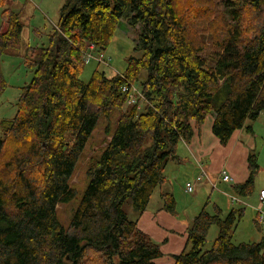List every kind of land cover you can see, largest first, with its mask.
Returning a JSON list of instances; mask_svg holds the SVG:
<instances>
[{"label": "trees", "instance_id": "obj_1", "mask_svg": "<svg viewBox=\"0 0 264 264\" xmlns=\"http://www.w3.org/2000/svg\"><path fill=\"white\" fill-rule=\"evenodd\" d=\"M190 1L204 6L186 11L191 21L181 0H65L48 45L30 47L31 79L14 116L0 122V264H155L161 257L159 245L128 219L125 202L137 214L145 211L194 123L212 116L210 131L226 145L237 131L250 133L248 123L264 111V0H224V13L219 0ZM19 18L8 14L0 34V96L6 88L1 59L9 49L20 51ZM121 20L140 28L135 56L122 74L107 78L95 70L82 82V56L106 50ZM129 83L144 102L120 114L126 107L120 89ZM111 111L121 116L106 128L111 138L86 170V189L65 228L56 207L75 199L76 162ZM255 168L249 155L248 180L230 186L234 196L252 195ZM160 198L173 213V195ZM233 205L223 215L208 198L189 227L190 248L173 264H264V236L232 243L245 211ZM212 226L216 237L202 251Z\"/></svg>", "mask_w": 264, "mask_h": 264}, {"label": "rangeland", "instance_id": "obj_2", "mask_svg": "<svg viewBox=\"0 0 264 264\" xmlns=\"http://www.w3.org/2000/svg\"><path fill=\"white\" fill-rule=\"evenodd\" d=\"M64 1L65 0H0V34L5 33L8 29L6 18L11 12L17 14L18 17L20 16L19 19L23 26L20 51L9 49L4 53L1 59V70L6 81V88L0 96V122L14 116L17 99L22 94L24 87L28 84L32 76V70L28 69L25 64L27 57L31 54L30 47H45L48 45L49 36L56 32L55 28L57 26L58 11ZM190 2V0H181L180 8L183 13L188 15L186 11L189 8H198L200 12L204 9V6L200 3H192L191 6H189ZM219 2L221 4L219 8L224 13L226 10L224 0H219ZM197 5H201V7ZM211 6L214 7V4ZM189 20L191 21L190 17ZM139 34L140 28L138 26L134 28L130 27L126 21L121 20L106 50L100 51L99 53L97 52L96 56L89 55L87 50V53H85L87 55H85V57L82 56L83 68L79 80L86 83L95 70L104 72L107 78L122 74L126 68L127 60L131 56H135L133 50ZM200 39L206 46L210 45V36L208 34L200 35ZM88 55L90 58H88ZM136 56L140 57V54ZM128 110V107H124L120 114L124 112L128 113ZM120 114L117 111H111L109 113V120L102 117L99 119L78 162H76L77 164L70 180V186L72 189H75L76 197L70 203L61 204L56 207L57 219L65 228L68 227L69 221L78 204L77 202H79L86 189L88 183L86 170L91 163L99 158L102 150L111 138L110 134H106V128L110 126L112 129L120 118ZM212 119V116H208L207 118L205 117L204 122L201 124L194 123V131H205L206 126L204 123L206 122L209 125ZM248 125L251 126L250 134L248 132H243V136L237 142V147L242 149L243 154L242 157L239 155L240 163H238L236 170L244 172L246 175L245 181L248 180V158L249 155L253 156L256 165L253 179L254 192L252 195L248 196V198L244 199L248 204L246 203L247 205L245 206L243 218L233 229L231 235V241L234 245L240 243H258L264 236V204L262 205L263 216L261 214L258 215V212L253 209L260 203L258 200L259 192L264 191V111L258 116L257 120L248 123ZM210 130L211 127L208 130L211 133ZM252 134L255 136H252ZM1 136L2 130L0 126V137ZM246 137L250 138L247 140ZM181 142L184 145L190 144V140H182ZM181 142L177 145L176 157L167 161L164 171L162 172L165 181L161 186L167 193L175 197L173 198L175 201V216L184 218L189 214L190 209L192 210L191 216L194 217L204 207L208 198L211 200V203H213V201H217V197L219 196L222 200L217 202V204L222 208L223 215H225L232 206L229 199L224 197L226 196L225 193L227 188L223 190L220 189L219 186L226 187L228 184L232 185L234 181L232 176L228 173L225 165H223L217 171L215 178L210 177L206 171L205 164L200 163L198 165L199 174L189 181L191 183L187 184H190L191 187L189 191L186 188L187 185L185 187V184L190 179L191 173L187 167V160L183 156L185 152ZM229 143L230 141L226 145H220V147H234L236 145L235 142V144ZM221 173L227 174L231 182L229 183L224 180L218 182L219 177L222 175ZM204 178L206 180H212H208L212 182V185H210L211 190L200 186L205 182L203 181ZM213 185L216 188L214 187L213 189ZM158 188L159 187L155 188L150 198L151 202L150 204L148 203L151 210L155 208V203L159 199ZM161 193L162 192H160V194ZM207 210L209 211V208H207ZM123 211L126 213L128 219L134 222H136V218L140 215L132 210L131 202L128 200L123 205ZM257 217L258 220L259 218L262 219L258 222ZM216 234L217 228L212 226L207 234L206 244L202 251H206L210 248ZM189 248L190 245L188 244L185 251H188Z\"/></svg>", "mask_w": 264, "mask_h": 264}, {"label": "crops", "instance_id": "obj_3", "mask_svg": "<svg viewBox=\"0 0 264 264\" xmlns=\"http://www.w3.org/2000/svg\"><path fill=\"white\" fill-rule=\"evenodd\" d=\"M213 120V119H212ZM212 120L208 125L206 122L204 123L206 126V130L201 132L194 131L190 139L189 145H184L182 142L184 149V158L187 160V167L191 173V177L188 182L185 184V187L188 183H191V179H194L195 176L199 174V164L204 163L206 167V171L208 172L210 177L216 176L217 171L221 166L225 165L228 173L233 178V184H242L245 182L246 175L242 171H237L236 167L238 163H240V157H242L243 151L238 148L237 142L243 136V132H246L244 129L237 131L233 138L230 140V143H236L234 147H220V144L215 139V137L208 130L211 127ZM250 134V133H249ZM252 136H255L252 134ZM250 137H246L248 140ZM229 143V144H230ZM234 143V144H235ZM242 161V158H241ZM206 177V175H205ZM213 178V181H214ZM209 181H212L208 179ZM205 178L202 183L205 188L210 189V185L212 182H209ZM232 184V185H233ZM230 184L226 185V187L219 186L220 189L225 190L226 193L224 197H227L230 201V197H238L234 196L229 191ZM160 192L167 193L163 187L158 188L159 199L155 203V208L153 210L150 209L149 204L147 209L142 214L138 215L136 218L137 225L141 231L149 235L151 240L159 245L160 253L162 254L160 258L155 260V264H173L174 256L179 255L187 249L188 243V229L191 225L192 219L195 217L191 216L192 210L189 209V214H187L184 218H179L175 216V212L169 213L163 209L162 200L160 198ZM217 193V191H216ZM170 194V193H169ZM218 194V193H217ZM175 198V197H174ZM239 200L245 203V206L248 204L244 199L238 197ZM222 199L217 197V201H213V203L220 202ZM231 202V201H230ZM247 203V204H246ZM234 203H231V206ZM242 206V205H241ZM244 206V207H245ZM258 205L253 208L258 212ZM260 209V213H262V206ZM264 223V222H263Z\"/></svg>", "mask_w": 264, "mask_h": 264}, {"label": "built area", "instance_id": "obj_4", "mask_svg": "<svg viewBox=\"0 0 264 264\" xmlns=\"http://www.w3.org/2000/svg\"><path fill=\"white\" fill-rule=\"evenodd\" d=\"M92 50L93 49H91V51ZM85 55H87V54H84L83 56L85 57ZM89 55H95L96 56L95 53H92L90 51H89ZM88 58H90V56ZM120 90H121L122 94L125 96V106L126 107L133 106V105H136L138 103L139 104L138 107L140 108V106L144 102V97H143L139 87H137L135 84H130L129 83L128 85H123ZM222 180H224L226 182H229V183L231 182V179H229V177L225 173H223L219 177L218 182H222ZM214 187L215 186L213 185L212 188L214 189ZM186 188L190 191L191 190L190 184L187 185ZM258 200H259L260 203H258V208L257 209H258V215H260L261 213H260V209L259 208H261V206L264 204V191L259 192ZM230 201H231V203H238V204H241V205L245 206V203L243 201L239 200L238 197H230ZM261 219L262 218H259V220H261ZM259 220H258V222H259Z\"/></svg>", "mask_w": 264, "mask_h": 264}]
</instances>
